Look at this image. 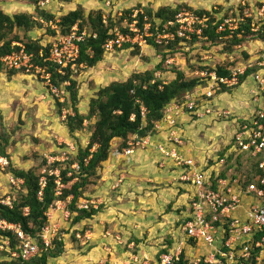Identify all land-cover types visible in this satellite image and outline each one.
Masks as SVG:
<instances>
[{
    "label": "rangeland",
    "instance_id": "374dc122",
    "mask_svg": "<svg viewBox=\"0 0 264 264\" xmlns=\"http://www.w3.org/2000/svg\"><path fill=\"white\" fill-rule=\"evenodd\" d=\"M35 1L38 2V5H42L41 2L45 0H0V7L10 15L19 12L34 14ZM105 1L49 0V4L45 6L47 2H44L42 7H45V10L53 11L54 16L58 18L81 5L85 14L100 10L103 14L111 15L119 27L122 26L120 20L122 18L118 17L117 13L128 10H139L141 13L149 9L157 12L160 8L180 9L181 11L189 8L194 13L206 10L212 13L217 23L223 18H234L236 14L247 11L252 15V21L255 23V28L258 29L245 33L246 42L242 46L234 47L231 53H228L225 47L231 38H218L221 41L219 44H214L211 39L184 40L181 44H177L173 51L164 49L167 54L164 61H160L162 56L152 46L143 45L135 56H132L136 51L133 48L108 53L96 67H82L72 75V78L77 76L76 107L82 115H87L90 101L100 88L106 87L114 81H125L134 73L155 71L156 79L170 82L175 78L176 75L173 72L176 71L182 72L185 78H197L200 72L199 68L229 67L233 69L248 63L255 64L258 59L264 57V41L256 40L252 35L260 31V26L264 21L263 19L259 20L258 16L259 10L264 6V0H111L110 8H106ZM145 18L149 22L148 18ZM35 20H38L37 16ZM154 21L156 23L159 20L154 19ZM20 36L22 35L20 34ZM30 36L41 40L45 46L50 45L53 40L51 33L46 28L34 30ZM158 65L162 66L163 70L157 71ZM11 72L3 68L0 71L1 90L4 89V95L7 92L10 96L7 98L8 107L6 104L0 103V143L5 148L10 167L13 170L34 169L37 174H43L45 170H49V166L53 162L64 161L63 165L66 168L68 162L75 160L78 150L87 147L90 141V127L96 119H86L84 126L79 131L70 134L65 127L66 117L73 115V112L66 108L67 105H70L69 95L64 90V86L68 85V82L64 83L61 89L57 88L59 94L57 97L54 95L55 93L49 91L48 85L45 86V81L43 82L40 77L18 71H13L15 73L10 74ZM10 86H13L15 91ZM202 86H205V83ZM34 87L39 88L34 89ZM254 87L253 80L248 78L241 86L228 92L218 93L209 101L200 102L201 106L210 109V114L206 115L204 112V115L198 118L185 113L184 115L188 119L187 127L179 120L184 115L175 114L177 109L174 104L179 102H172L165 107V116H176L175 128L177 130L175 132L183 139L184 154L191 156L196 165L199 168H204L207 173L212 172L213 174L216 170H220L222 168V165H219L220 160H224L225 167L226 158L233 154L237 156L232 140L237 127L245 119H248L254 109L249 95V91ZM59 92L63 93V96ZM193 92L195 91L191 93ZM56 98L60 104L66 106L59 108ZM220 112H229V117H218ZM162 134L167 138V134L164 132ZM155 137L157 136L147 138L146 148L136 151H146L153 146L156 149V146L162 142H157ZM4 139H7V145L4 144ZM121 142L120 140L111 142L108 158L99 164L96 169L97 176L89 178L88 182L91 183L83 189V197L75 204V208L78 210H82L86 206L88 211L96 210L97 213L92 216L93 222L84 221L89 220L84 219L82 223L73 224V215L68 208L70 197L65 204L56 202L60 203V210L48 209L47 213L50 212V218L47 224L50 227H48L47 234H44L45 242L50 245L58 236L63 240L64 245L63 254L60 257L49 259V264H157L161 254L172 251L178 245V243L176 244L177 239H171V235L182 234L180 225L189 215L190 198L186 197L185 205L181 209L182 214L174 211L171 204L178 199L179 194H190L191 196L194 190H177L185 185H182L178 176L173 173L175 170L171 169L170 161L165 160L156 149V152L161 156L157 168L168 172L170 176L160 182V185L162 184L159 188L161 194L157 198L160 199L158 201L160 214L155 215L153 220L150 216L148 217V222L155 221L154 224L158 222L159 225L158 227L154 224L142 226L139 224L140 221L134 222V218L139 214L131 212L135 208L128 205V200L130 201L132 197L130 192L137 194L135 192L138 190H133L134 188L125 190L121 187L126 181L125 176L111 175L116 165L118 167L115 171L122 174V163L129 157V155L125 157L119 155ZM95 150L96 146L92 147L90 151L94 152ZM202 150L205 152L202 153ZM43 162H46L47 165L43 166ZM160 164H163L164 167L161 168ZM109 167H111L110 171ZM70 168L79 170L77 162ZM41 181H44V178ZM22 184V180L12 176L8 166L0 169V196L5 197L2 202L10 204L9 197L16 196ZM111 214L118 218L120 215L126 219H117V223L113 222L109 225L110 221L104 218H111ZM242 217L245 218L244 210ZM127 220L134 223L127 225ZM33 241L38 246L36 240ZM185 241L182 249L184 262L193 264L199 258L200 264H205V257L196 249V244L188 238ZM40 252L39 248V251L34 253L31 258L38 256ZM18 257L16 256V258ZM16 258H8L5 252L0 253V263ZM259 264H264V251Z\"/></svg>",
    "mask_w": 264,
    "mask_h": 264
},
{
    "label": "trees",
    "instance_id": "16d2710c",
    "mask_svg": "<svg viewBox=\"0 0 264 264\" xmlns=\"http://www.w3.org/2000/svg\"><path fill=\"white\" fill-rule=\"evenodd\" d=\"M69 1V0H65ZM102 1V0H98ZM45 6L49 4V0ZM35 13L19 12L14 15L7 14L0 7V55L9 53L14 42L22 43L28 53L33 54V62L39 65L51 75L50 86H55L61 89L64 83L66 94L69 95V106L60 104L56 100L59 108L66 106L67 109L73 112L72 116H67L65 127L70 134L79 131L84 126L86 119H96L90 127V141L84 149H79L74 161L68 162L64 168V161H55L49 166V170H45L43 174H37L34 169L29 170H13L8 164V169L12 176L23 181L20 191L16 196L9 197L10 205L3 203L5 197L0 196V221H5L8 224L19 226L26 235L36 240L40 253L34 258L24 260L21 258L11 259L1 262L0 264H49V259L60 257L63 254V240L56 236L50 245H46L42 240V230L48 225L46 213L48 209L56 202L68 203L70 213L73 215V224H77L84 219H90L97 213L96 210H78L75 208L77 201L83 197V189L90 184L89 178L96 175V169L108 158L110 145L113 140H120V151L127 147L130 141H141L147 137H154L160 133L156 132L155 126L162 123L165 107L172 102L182 103L186 94L201 88L204 82L201 78H185L180 71L173 72L175 78L170 82H162L161 79L154 77L155 71H145L143 73H134L125 81H114L108 86L100 88L96 96L91 99L89 111L87 115L79 113L77 104L78 84L77 76L72 78L74 72L80 67H76L73 71L70 67L65 69V74L58 73V66L47 61L49 49L51 45L59 38L68 37L71 34V28L78 25L80 31L85 30L89 37L83 41L77 42L79 47L78 58L76 64H82L85 68H94L104 60L103 44L112 36L110 30L116 25L111 15H107V25L102 24L103 13L100 10L90 11L85 14L84 8L81 5L75 10L69 11L67 14L56 18L53 11L45 10V7L38 5L35 1ZM188 10H190L188 8ZM132 10L124 12V15L131 13ZM180 12V9L172 10L170 8H160L157 12L145 10L143 14L138 15L139 26L143 24L144 17L148 18L151 23V32L154 36L147 38V46H152L157 53L162 56L160 61H164L166 53L164 49L174 50L177 44H181L184 40L177 39L167 46L157 45L154 42V37L163 29V24L173 21L175 15ZM199 16H207L208 27L202 31V37L211 39L214 44H219L221 41L215 33L217 22L211 12L200 10L195 12ZM38 20H35V18ZM154 19L161 22L160 28L155 30L156 23ZM122 21V19H120ZM43 23H51L44 26ZM251 19H247L246 23L240 25L235 32L230 42L225 46L228 53H231L234 47L242 46L246 42L245 33L250 31ZM162 26V27H161ZM46 28L51 33L53 40L50 45H43L41 40L33 38L30 33L34 30ZM177 27L173 26L172 31ZM244 30V34L237 37L236 34ZM260 30V31H259ZM258 33L252 34L254 39L264 41V21L260 26ZM19 33V34H17ZM20 34L22 36H20ZM95 35V37H93ZM196 38V36H192ZM130 47L125 46L123 49ZM136 51L132 54L135 56L139 53L140 47H131ZM42 51L43 56H39ZM46 59V61L44 60ZM162 66H157V71L163 70ZM200 71L215 72L218 76H230L231 70L229 67L199 68ZM257 70L254 67L249 70L245 76L240 78L241 85L246 77ZM1 71V66H0ZM15 72H11L13 74ZM229 89L223 88L219 94L228 92ZM218 94V93H217ZM60 111V110H59ZM165 133V130H163ZM7 139H4V144L7 145ZM96 146V150L91 152V148ZM237 156L231 155L225 159V167L222 166L221 177H225L227 170L234 167V177L246 175L245 181L241 179L242 185L249 183L259 171L256 168L257 162L254 161L248 153H239L235 151ZM0 155L6 157L4 146L0 143ZM9 161V160H8ZM75 162L79 166V170L70 168ZM46 166V162H43ZM224 167V168H223ZM70 173L71 175H67ZM44 178V181H41ZM43 184V186H42ZM41 193V194H40ZM40 194V195H39ZM28 209L26 213L25 210ZM8 241L10 252L15 251L18 246V239L12 230L0 229V244ZM257 251L253 253V260L249 264H255L254 257ZM7 258V257H6ZM178 264H186L183 260Z\"/></svg>",
    "mask_w": 264,
    "mask_h": 264
},
{
    "label": "built area",
    "instance_id": "2783aa9c",
    "mask_svg": "<svg viewBox=\"0 0 264 264\" xmlns=\"http://www.w3.org/2000/svg\"><path fill=\"white\" fill-rule=\"evenodd\" d=\"M41 3L42 5L39 6L42 7L44 2ZM110 5V2H106L107 7ZM139 14L143 13L139 10H134L127 15L117 13L118 17L122 18V26L115 25L110 30L112 36L102 46L104 55L121 50L125 46L131 48L148 45L147 38L154 36L151 32V23L144 17L143 24L139 26ZM258 16L259 20H264V6L259 10ZM107 17V14H103L102 24L107 25ZM247 19H251L250 32L256 31L258 28H255L252 15L244 11L236 14L234 18H223L217 23L215 33L219 38L232 39L240 25L246 23ZM207 22V16H199L194 12L183 10L175 15L173 21L163 24L162 31L157 33L153 40L157 45L167 46L177 39L191 40L193 35L199 39H206L202 37V31L208 27ZM43 24L55 28L51 23ZM160 24V21L156 22L155 30L160 28ZM173 26L177 27L175 31H172ZM241 34H244V30L236 36L240 37ZM86 37H89V34L85 30L80 31L76 24L71 28V34L68 37L59 38L51 45L47 61L58 66L59 74L64 75L68 67L73 71L76 67H84L82 64L77 65L75 61L79 55L77 42L83 41ZM39 56H43L42 51L39 52ZM0 66L7 71H18L40 77L43 82L45 81V86L48 85L49 91L59 97L57 87L49 85L51 75L45 68L33 62V54L28 53L22 43H13L9 53L0 55ZM254 67H258L257 70L246 77V79H252L255 84V87L249 91L254 109L248 119L237 127L232 140L237 154L248 153L257 162L256 168L259 172L246 185H242L241 179L245 181L247 176L234 177V167L227 170L225 177H221V169L213 174L207 173L204 168L196 165L191 156L184 154L183 139L175 132L177 130L175 115H164L162 123L155 126L157 133L165 130L167 134V138L156 146L158 153L165 160L170 161L171 169L178 171L179 182L185 187L194 189L191 196L186 195L190 198L189 215L180 225L182 230L180 241L172 251L161 254L157 264L180 263L187 238L196 244V249L205 257V264H249L256 251L255 264L261 262L264 251V70H262L264 57L258 59L255 64L248 63L233 68L230 76L227 77L218 76L215 72L200 71L197 76L201 78L205 86L194 90L195 92L191 94H186L182 103L174 105L177 109L175 114L188 113L198 118H201L204 112L206 115L210 114V109L201 106L200 102L211 100L223 88L232 90L241 86L240 78ZM60 94L63 96V93ZM218 117L228 118L229 112H220ZM147 138L141 141H130L119 155L130 156L138 149H145L148 145ZM219 162L220 166L224 165V160ZM8 164V159L0 155V169L7 167ZM160 166L164 167L163 164ZM5 204L10 205L9 202ZM59 204L56 203L50 208L60 210ZM82 210H88L87 206ZM25 212L27 213L28 209ZM46 217L47 220L50 218V212L46 213ZM48 227L50 226L47 225L42 230V240L46 245L48 244L45 242L44 234H47ZM0 229L12 230L18 239L17 249L11 251L9 258L21 256L24 260H28L39 251L33 239L23 233L19 226L0 221ZM8 246V241L2 242L0 251L10 252ZM193 264H200L199 258Z\"/></svg>",
    "mask_w": 264,
    "mask_h": 264
},
{
    "label": "crops",
    "instance_id": "0c3cea01",
    "mask_svg": "<svg viewBox=\"0 0 264 264\" xmlns=\"http://www.w3.org/2000/svg\"><path fill=\"white\" fill-rule=\"evenodd\" d=\"M109 1H111V0H109ZM111 9H113V8H111ZM4 11L7 14H9L6 10H4ZM10 87H13V86H10ZM37 88H39V87H34V89H37ZM12 89L15 91L14 87ZM3 92H4V89L1 90V86H0V103L6 104L8 107L7 98L10 96L8 95L7 92H6V95H4ZM41 97L43 98V96H41ZM179 120L182 123H184L185 126L187 127L186 124H187L188 119L186 118L185 115L181 116L179 118ZM156 136L157 137H155V139L157 140V142H163V140L165 139L164 134H162V133H160ZM204 152L205 151L202 150V153H204ZM160 158H161V156L156 152L154 146L149 148L146 151H135L131 156H129L128 158L125 159L126 161L124 163H122V165H123L122 166V168H123L122 174L119 173L117 170L115 171V169L118 167V165H116V167L113 171V174H111V175H115V176L116 175H121L123 177L125 176L126 181L123 183V185H121V187L125 188V190H130L132 188H134L133 190H138V192H135L137 194L130 192L132 197L130 198V201L128 200V205L135 208L134 211H131L132 213H138L139 214V215H137L138 218L137 217L134 218V220H135L134 222L140 221L139 224H141L142 226L143 225L146 226L149 224L153 225L155 221L148 222V217L150 216L152 218L151 220H153L155 215L160 214V212L158 211L159 206H160V204H158V201L160 199H157L158 195L161 194V192H160L161 189H159V188L162 186V184L160 185V182H162V180L164 181L165 178L170 177L168 172L159 170L157 168L158 161L160 160ZM200 159H201V157H200ZM110 170H111V167H109V171ZM173 173L176 174V176H178V171H173ZM182 189L183 190H194L192 188L185 187V186H182V188H179L177 190H182ZM163 190H168V189H163ZM171 194L174 195V193H172V192H171ZM186 197L187 196L185 194H179V196H177L178 199H176V201L172 202V204H171L174 211H178L180 214H182L181 209L185 205ZM134 205H136V206H134ZM113 211H114V209H113ZM146 211H149V213H146ZM153 212H154V214H153ZM111 215H112L111 218H104V219H108L110 221V222H108L109 225L112 224L113 222L117 223V219H126L125 217L120 216V215H119V218L116 217V215H114V214H111ZM176 217H179V215H176ZM93 219L94 218L92 217L91 219L84 220V221L93 222ZM84 221H80V222L82 223ZM134 222L127 220L126 224L131 225V223H134ZM79 223H77V224H79ZM122 223L124 224L125 221ZM154 225L156 227H158L159 224L157 222ZM175 234L176 233L171 235V239L175 238L179 242L180 241V234L179 235H175ZM134 235H135V233H134ZM178 242H176V244ZM137 253H139V252H137ZM147 253H149V252H147ZM145 254H146V252H145ZM137 255L140 256V254H137Z\"/></svg>",
    "mask_w": 264,
    "mask_h": 264
},
{
    "label": "clouds",
    "instance_id": "9594fccd",
    "mask_svg": "<svg viewBox=\"0 0 264 264\" xmlns=\"http://www.w3.org/2000/svg\"><path fill=\"white\" fill-rule=\"evenodd\" d=\"M106 2H110V1H109V0H108V1H105V5H106ZM110 4H111V2H110ZM109 7H111V5H110ZM109 7L106 6V8H109ZM132 11H133V10H132ZM132 11H131V12H132ZM180 11H181V10H180ZM187 11H191V10H187ZM191 12H193V11H191ZM123 13H124V12H123ZM129 14H130V13H129ZM195 14H196V13H195Z\"/></svg>",
    "mask_w": 264,
    "mask_h": 264
}]
</instances>
